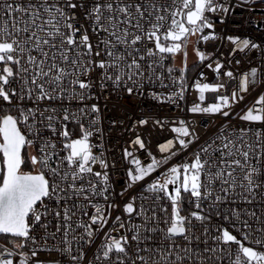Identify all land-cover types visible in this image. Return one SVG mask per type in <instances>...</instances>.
I'll return each instance as SVG.
<instances>
[{"label": "snow or ice", "instance_id": "1", "mask_svg": "<svg viewBox=\"0 0 264 264\" xmlns=\"http://www.w3.org/2000/svg\"><path fill=\"white\" fill-rule=\"evenodd\" d=\"M257 3L0 0V264H264ZM237 9L259 38L227 31ZM114 98L174 106L152 120L175 134L159 157L148 118H106ZM117 131L123 146H107Z\"/></svg>", "mask_w": 264, "mask_h": 264}, {"label": "built area", "instance_id": "2", "mask_svg": "<svg viewBox=\"0 0 264 264\" xmlns=\"http://www.w3.org/2000/svg\"><path fill=\"white\" fill-rule=\"evenodd\" d=\"M256 8L264 7V5H261L257 3L255 5ZM247 13L243 14V18L241 16V12L239 9L235 10L233 13L234 18L230 20L229 25L227 26V31L233 34H239L242 36H249L254 38L260 37V31L258 26H254L250 23L245 22V18L247 17ZM253 20H261L264 19V17H261L259 14H252L251 17ZM233 25H238V27H233ZM195 40V37L190 38V42L188 45V53L193 54L192 52V41ZM183 57L182 55H177L175 59V63L177 66H179L182 63ZM195 61V56L193 54V59L188 61L189 65V77H193V71L191 69V66L193 62ZM246 64L247 61L243 62L238 70L237 66L233 64V70L234 73L243 72L246 70ZM206 71L207 80L209 82H214V74L211 72ZM232 89L229 88V91ZM259 91H253L250 94L244 93L245 99L241 103L236 105V111L239 112L242 108H246L250 106L257 95H259ZM206 98L208 102L212 101V94L206 93ZM187 100L189 105L195 100V93L190 89L189 93L187 94ZM106 118L111 117H118L122 120L127 121H134L139 118H148L149 123L144 126L142 129H140V133L142 136H144L149 144L150 149L153 151L155 155L158 157L161 155V153L158 150L157 145L160 143H164L167 139H171L175 134L171 133L169 129H165L163 132L159 128L158 125H154L152 123V120L154 118H164V117H173L178 115L174 106L170 105H157L155 102L149 100V99H129V100H117L113 99L110 102L109 110L106 112ZM179 115H184L183 113H180ZM214 121L208 119L207 117H196L195 118V125L197 127V131L200 132L201 136H204L205 134L210 135L215 129L212 127V124ZM207 126V127H205ZM129 127H131V124L129 123ZM127 139V133H121L120 131H117L112 134L111 139L108 142L109 147L113 146H123L125 140ZM117 141H119V145H117ZM141 158H144V154L141 153ZM173 162H176L175 160ZM159 172L153 174V178L155 175H158ZM6 244V243H1Z\"/></svg>", "mask_w": 264, "mask_h": 264}, {"label": "rangeland", "instance_id": "3", "mask_svg": "<svg viewBox=\"0 0 264 264\" xmlns=\"http://www.w3.org/2000/svg\"><path fill=\"white\" fill-rule=\"evenodd\" d=\"M193 59V54L188 53V57H187V62ZM1 243H6L7 244V240L6 239H0V244Z\"/></svg>", "mask_w": 264, "mask_h": 264}, {"label": "trees", "instance_id": "4", "mask_svg": "<svg viewBox=\"0 0 264 264\" xmlns=\"http://www.w3.org/2000/svg\"><path fill=\"white\" fill-rule=\"evenodd\" d=\"M0 239H6L4 236L0 235ZM7 240V239H6Z\"/></svg>", "mask_w": 264, "mask_h": 264}]
</instances>
